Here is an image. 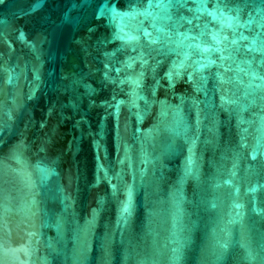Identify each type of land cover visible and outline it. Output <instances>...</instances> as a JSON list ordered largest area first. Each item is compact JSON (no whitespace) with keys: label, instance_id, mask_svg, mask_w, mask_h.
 Wrapping results in <instances>:
<instances>
[{"label":"water","instance_id":"1","mask_svg":"<svg viewBox=\"0 0 264 264\" xmlns=\"http://www.w3.org/2000/svg\"><path fill=\"white\" fill-rule=\"evenodd\" d=\"M0 264H264V0H0Z\"/></svg>","mask_w":264,"mask_h":264}]
</instances>
